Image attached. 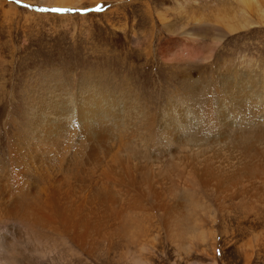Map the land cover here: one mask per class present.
Here are the masks:
<instances>
[{
  "label": "bare ground",
  "instance_id": "bare-ground-1",
  "mask_svg": "<svg viewBox=\"0 0 264 264\" xmlns=\"http://www.w3.org/2000/svg\"><path fill=\"white\" fill-rule=\"evenodd\" d=\"M24 1L70 6L79 0ZM202 1L176 3L192 8L212 5V22L206 20L202 28L220 31V40L235 32L264 28V0ZM149 14V8L140 11L141 23L147 26L143 37L153 35ZM157 18L161 30L176 32L161 13ZM177 32L179 38L181 32ZM219 39L207 47L208 56L199 41L180 39L175 44L181 61L190 63L209 59ZM238 67L222 74L220 83L204 96L200 89L210 85L191 81L196 74L190 70L185 79L191 82L187 88L179 87L158 101L143 97L127 83L104 86L97 77L87 87L81 83L78 92L50 88L54 92L47 95L29 93V118L19 123L9 117L15 133L7 141L6 152L2 151L0 252L9 245L11 226H16L17 240L34 243L39 252L52 255L56 245L51 233L44 232L53 230L62 244L71 248V239L82 249L89 243L88 235L93 239L106 219L113 226L131 225L130 238L147 249L150 245L138 226L154 212L163 217L169 241L183 251L194 241L211 243L205 231L193 235L187 227L190 218L199 223L215 220L210 196L220 202L237 200L240 208L249 196L264 203V61ZM255 216L258 219L253 222H247L245 216L232 219V232L242 235L239 246L243 251L264 243L259 232L264 231V216ZM251 231L255 235L248 238ZM184 239L188 247L183 249ZM244 256L249 260L247 252ZM5 263L0 260V264Z\"/></svg>",
  "mask_w": 264,
  "mask_h": 264
},
{
  "label": "rangeland",
  "instance_id": "rangeland-1",
  "mask_svg": "<svg viewBox=\"0 0 264 264\" xmlns=\"http://www.w3.org/2000/svg\"><path fill=\"white\" fill-rule=\"evenodd\" d=\"M77 2L70 6H52L53 4L24 1L33 6L29 9L13 0H0V171L5 168L2 163H5L3 152H6L7 141L11 135L13 137L16 128L9 117L18 119L19 123L21 120L26 123L29 118L26 114L30 104V100H27L29 93L41 91L38 94L47 95L54 91L78 92L81 83L83 87H87V83L97 77L104 86L127 83L135 87L143 97L158 101V98L170 96L179 87L187 88L191 82H185V79H188L186 74L190 70L196 74L191 81L197 79L198 83L207 82L210 85V88L205 86L200 89V94L203 95L211 87L218 85L223 78L220 76L229 70L264 61V28L249 33L235 32L220 40V31L202 28L206 20L212 22L209 14L213 7L210 4L192 8L179 6L176 3L179 0ZM35 8H60L69 11L39 12L33 10ZM146 8L150 9L149 16L153 19L149 23V32L153 35L143 37L142 32L147 26L141 23L140 11ZM158 13L172 23L177 33L181 32L179 38L176 32L173 35L158 27ZM191 29L193 33L190 32ZM217 37L220 42L209 59H198L190 63L181 61L175 44L180 39L199 41L205 45L203 49L207 55V47L213 45ZM216 76L218 79L213 81ZM46 83L55 84L48 87ZM201 145L199 143L198 148ZM250 198L251 196L247 197L244 207L240 208L237 200H221L222 206L220 201L210 196L215 220L208 218L199 223L200 221L190 218L187 227L193 235L201 230L205 231L211 236L212 244H196L195 241L192 244L191 241L193 247L189 248L184 239L181 244L183 249L188 247L187 251L178 250L179 247L172 240L169 241L163 217L154 212V219L155 215L145 222L142 219L143 225L138 226L143 239H147V244L150 245L147 249H142L139 241L130 238L128 230L133 229L131 225L120 226L114 223L116 226H113L109 219L101 222H106L108 227L105 223L100 224L97 235L91 233L95 235L93 239L92 235H88L87 244L90 248L85 244L86 247L81 249L71 239V248L67 247L53 230L44 232L51 233V240L56 245L57 249L52 255L49 251H44V254L39 252V247L34 243H28L24 239L17 240L16 226H11L12 233L8 236L10 241L7 243L9 245L1 250L0 260L5 261V264H264V243L260 241L258 247L243 251L239 246L242 235L238 231L232 232V219L235 216H245L247 222L258 219L256 214L264 216V203ZM243 208L247 209L242 211ZM250 228L253 229V226ZM259 232L264 236L263 230ZM253 234L255 235L251 231L248 238H252ZM214 240L217 241L216 244H213ZM246 252L250 256L249 260L245 259Z\"/></svg>",
  "mask_w": 264,
  "mask_h": 264
},
{
  "label": "snow or ice",
  "instance_id": "snow-or-ice-1",
  "mask_svg": "<svg viewBox=\"0 0 264 264\" xmlns=\"http://www.w3.org/2000/svg\"><path fill=\"white\" fill-rule=\"evenodd\" d=\"M13 2L25 8H29V9L33 8L31 4L24 3V0H13ZM33 10L39 11V12H54V13H61V12L69 11L67 9H60V8H35Z\"/></svg>",
  "mask_w": 264,
  "mask_h": 264
}]
</instances>
